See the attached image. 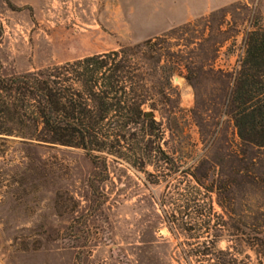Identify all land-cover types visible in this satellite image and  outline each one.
I'll return each mask as SVG.
<instances>
[{"label":"rangeland","instance_id":"1","mask_svg":"<svg viewBox=\"0 0 264 264\" xmlns=\"http://www.w3.org/2000/svg\"><path fill=\"white\" fill-rule=\"evenodd\" d=\"M9 1L0 0L4 75L161 38L176 71L165 117L154 115L176 170L113 157L104 168L82 148L12 140L0 157V264H209L190 256L206 244L227 253L212 263L264 264V147L239 137L229 106L264 0L168 31L175 6L185 16L204 0Z\"/></svg>","mask_w":264,"mask_h":264},{"label":"trees","instance_id":"2","mask_svg":"<svg viewBox=\"0 0 264 264\" xmlns=\"http://www.w3.org/2000/svg\"><path fill=\"white\" fill-rule=\"evenodd\" d=\"M161 41L151 38L12 75L3 74L0 61V157L12 140H18L82 148L94 164L104 168L113 157L141 170L159 164L176 170L174 155L163 148V122L156 115L147 117L149 110L165 117V103L170 98L165 83L171 84L176 71L165 64V51L158 48ZM229 106L239 137L264 147L263 26L248 34ZM185 174L204 186L203 175ZM184 209L181 214L188 218L190 206ZM256 240L263 245L260 237ZM220 254L227 253L217 251L215 244H206L190 256L215 264L212 260ZM220 264H227L226 259Z\"/></svg>","mask_w":264,"mask_h":264},{"label":"crops","instance_id":"3","mask_svg":"<svg viewBox=\"0 0 264 264\" xmlns=\"http://www.w3.org/2000/svg\"><path fill=\"white\" fill-rule=\"evenodd\" d=\"M235 1H247V0H204L203 4L201 1L200 7L197 5V4H200V0H199L197 1V3H195L197 5L196 9H193V7H191L192 5H189V4L187 5L185 16H183V14H179L180 5H177L172 10V13L175 15L172 16L171 18H168V20L165 22V31H168L175 25L191 21L195 18H198V17H201L203 15L210 13L211 11L226 7Z\"/></svg>","mask_w":264,"mask_h":264},{"label":"water","instance_id":"4","mask_svg":"<svg viewBox=\"0 0 264 264\" xmlns=\"http://www.w3.org/2000/svg\"><path fill=\"white\" fill-rule=\"evenodd\" d=\"M153 116H154V112H148V113H147V117H148V118H151V117H153Z\"/></svg>","mask_w":264,"mask_h":264},{"label":"built area","instance_id":"5","mask_svg":"<svg viewBox=\"0 0 264 264\" xmlns=\"http://www.w3.org/2000/svg\"><path fill=\"white\" fill-rule=\"evenodd\" d=\"M242 57H243V54H242ZM241 62V61H240Z\"/></svg>","mask_w":264,"mask_h":264}]
</instances>
